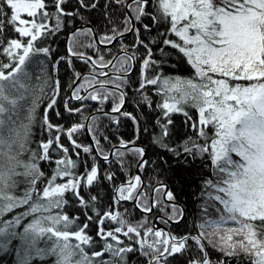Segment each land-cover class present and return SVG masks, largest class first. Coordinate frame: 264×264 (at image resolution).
<instances>
[{
  "label": "snow or ice",
  "instance_id": "6c2138e0",
  "mask_svg": "<svg viewBox=\"0 0 264 264\" xmlns=\"http://www.w3.org/2000/svg\"><path fill=\"white\" fill-rule=\"evenodd\" d=\"M92 12L102 27L88 26ZM77 18L59 55L49 38ZM165 65L190 75H164ZM41 105L42 135L20 181L0 184V252L15 250V264H32L33 253L55 264H128L132 254L139 264H214L216 251L264 264V0H0V146L5 129L12 142L32 136ZM176 114L187 130L179 142ZM125 121L128 139L116 135ZM145 134L163 153L210 161L198 226L188 228L174 192L147 175ZM127 201L151 215L133 222L116 210ZM209 208L218 219H205ZM225 223L235 227L219 230Z\"/></svg>",
  "mask_w": 264,
  "mask_h": 264
},
{
  "label": "trees",
  "instance_id": "16d2710c",
  "mask_svg": "<svg viewBox=\"0 0 264 264\" xmlns=\"http://www.w3.org/2000/svg\"><path fill=\"white\" fill-rule=\"evenodd\" d=\"M85 15L88 14L87 11L84 13ZM147 22V21H145ZM103 18L98 17V14L96 12H92L91 14V20L89 25H96L98 28L103 26ZM82 22L77 18L74 22H72L68 28L64 29L60 34L57 36H53L49 38V43L51 44L53 49H56L59 55H64L65 48H66V40L69 33L70 28H78L81 26ZM161 31L164 29L161 28ZM153 35H155V29L153 30ZM132 36L130 35L127 38V41H131ZM102 47V46H101ZM174 59L169 61V64L174 63ZM76 68L78 71L85 72L86 69L77 62ZM162 73L164 75H172V76H180L182 78H186L190 75V70L185 67L177 66L176 69H173L169 67L168 65H165L162 68ZM59 77L62 81L67 80V73H65L63 70L60 72ZM132 93L129 92V96H131ZM153 101L155 102L158 97H156L154 94L152 96ZM138 99V97H137ZM134 105H128V110L131 111ZM43 111V105H41L37 109V120L33 124V133H32V143L36 144L38 142V139L41 137L42 133L40 131V123H39V117L40 113ZM145 118L150 117L152 121L154 122L156 113L150 111L146 106L143 109ZM139 115V111L137 112ZM53 122L55 123H62L63 121L59 120V118H56L55 116L52 117ZM174 121L176 124V131L179 133V135L174 136V140L179 142L183 139L185 132L187 131L184 129L182 121L183 116L180 114H176L174 116ZM146 119H142L141 123H145ZM103 123L107 126L108 121L104 120ZM150 131H151V125H149ZM109 128L105 127L101 129V132L104 134L109 133ZM159 130L156 129L155 132H158ZM155 132L153 134H155ZM2 135L5 138V144L3 146H0V158H6L9 161H11L14 158V155L19 153L20 158L23 161V163H17L13 166L12 171L14 172L13 178L11 181H8V184H5L6 177L8 175L7 172L0 170V184H2L5 188L9 187L8 185L16 184L21 179V174L24 171V166L29 162V150L27 153L23 152L22 146L19 145L16 142H12L9 139V132L7 129H5L2 133ZM117 136H122L125 139L130 138L133 135V128L130 123L125 121L123 125L119 128V131L116 133ZM89 139L85 138L84 143H89ZM67 144L68 142L65 141ZM140 144L142 146L148 147V159L152 160L154 163L149 165V171L147 173L148 176H154L158 180L163 181L165 184L168 185L169 189H171L175 196H176V202L180 203V205L185 210V216L186 221L185 223L188 225V228H191L193 224L199 225L201 223L200 216L203 212V209L206 205L207 196H201L202 192V183L206 178H209L211 175L209 168H210V161H208L206 158L204 159V162H202V159L200 157L192 158H184V157H173L170 153H163L162 150H158L153 147H149L150 144V137L145 134L141 137ZM158 155H160V159H158ZM234 157V156H233ZM237 159V158H234ZM128 163L132 167L133 174H136V168L135 163L133 160H129ZM40 164L43 166L45 162H40ZM156 164H161V168H156ZM43 170L48 171V169L44 168ZM144 175V174H142ZM10 186V187H11ZM107 192V195L110 197L111 193L107 189H105ZM23 192V187L21 186L17 194H21ZM181 208V207H180ZM116 210L120 212H127L130 215L128 216L129 219L133 220V222L139 221L143 219L146 216H150L147 214L141 213V210H138L134 205L128 202H122L121 205L116 206ZM23 211V209H16L13 213L7 214L4 219L9 220L12 219L14 215L19 214V212ZM210 215L205 217V219H218L217 214L215 213L213 208H209ZM159 214V213H157ZM79 215V213H77ZM29 221L24 220L22 221V226L18 227L16 230L18 232L23 231V226L26 225ZM153 223V221H152ZM185 223H181L179 225H166L168 229L170 228L174 234L180 235L185 234L188 231V228L185 227ZM223 225V224H222ZM220 226V228L222 227ZM93 235L95 234V226H93ZM127 240V238H125ZM130 242V241H128ZM41 250L43 251L44 248H46V244L41 243L39 245ZM217 257L224 262V264H248V261L245 259L241 261L239 257L232 258L228 256H224L218 251L213 253L212 259L215 264V260ZM16 259V252L15 250H10L9 252H0V264H15ZM140 257L138 254H132L128 260V264H139ZM32 264H55L54 258L50 254H42L40 256H37L35 253L32 255ZM173 264H183V262L179 259L176 261H173Z\"/></svg>",
  "mask_w": 264,
  "mask_h": 264
},
{
  "label": "clouds",
  "instance_id": "9594fccd",
  "mask_svg": "<svg viewBox=\"0 0 264 264\" xmlns=\"http://www.w3.org/2000/svg\"><path fill=\"white\" fill-rule=\"evenodd\" d=\"M32 142V136L30 134H24L17 143L22 146L23 152L27 153L29 150V146ZM17 163H23V161L20 158V154L17 153L14 155V158L9 161L6 158H0V170H3L8 173L5 184H8V181H11L14 175V172L12 171L13 166ZM9 187L11 185H8ZM7 190V187L5 188Z\"/></svg>",
  "mask_w": 264,
  "mask_h": 264
},
{
  "label": "water",
  "instance_id": "95a60500",
  "mask_svg": "<svg viewBox=\"0 0 264 264\" xmlns=\"http://www.w3.org/2000/svg\"><path fill=\"white\" fill-rule=\"evenodd\" d=\"M88 26H91V25H88ZM79 27H81V26H79ZM78 27V28H79ZM130 35H128V37H129ZM127 37V38H128ZM103 47V46H102ZM89 140H90V138H89ZM136 174H137V172H136ZM142 175V174H141ZM128 202V201H127ZM130 203L132 204V205H134L135 206V202L134 201H130ZM182 209H183V207L178 203V202H176ZM136 207V206H135ZM137 208V207H136ZM138 209V208H137ZM138 210H140V209H138ZM145 214H147V215H150V213H145ZM153 223H157L156 222V220H154L153 221ZM170 224H172V225H174L175 223H171L170 222ZM157 228H162V229H165L166 231L168 230V228H167V226L166 225H162V224H158V226H156Z\"/></svg>",
  "mask_w": 264,
  "mask_h": 264
},
{
  "label": "rangeland",
  "instance_id": "374dc122",
  "mask_svg": "<svg viewBox=\"0 0 264 264\" xmlns=\"http://www.w3.org/2000/svg\"><path fill=\"white\" fill-rule=\"evenodd\" d=\"M233 156H234L233 158H237L238 159V157H235L234 154H233ZM229 227H235V225H232V224H229V223H225V224L222 225V227L219 230L227 232Z\"/></svg>",
  "mask_w": 264,
  "mask_h": 264
},
{
  "label": "bare ground",
  "instance_id": "6f19581e",
  "mask_svg": "<svg viewBox=\"0 0 264 264\" xmlns=\"http://www.w3.org/2000/svg\"><path fill=\"white\" fill-rule=\"evenodd\" d=\"M180 204V203H179ZM157 215H159V214H157ZM155 219H153V221H154ZM156 226H158V224H162V225H165V224H163V223H159L157 220H156ZM170 225H172V224H170ZM168 228V227H167Z\"/></svg>",
  "mask_w": 264,
  "mask_h": 264
},
{
  "label": "flooded vegetation",
  "instance_id": "af4514ba",
  "mask_svg": "<svg viewBox=\"0 0 264 264\" xmlns=\"http://www.w3.org/2000/svg\"><path fill=\"white\" fill-rule=\"evenodd\" d=\"M89 139V138H88ZM90 141V140H89Z\"/></svg>",
  "mask_w": 264,
  "mask_h": 264
}]
</instances>
